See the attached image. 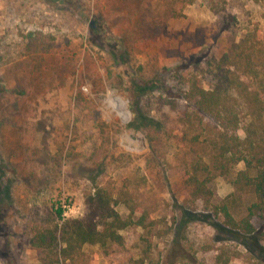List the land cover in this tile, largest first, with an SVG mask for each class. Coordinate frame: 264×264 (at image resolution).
I'll return each mask as SVG.
<instances>
[{"label":"rangeland","instance_id":"1","mask_svg":"<svg viewBox=\"0 0 264 264\" xmlns=\"http://www.w3.org/2000/svg\"><path fill=\"white\" fill-rule=\"evenodd\" d=\"M184 1L0 0V264H40L31 227L50 225L59 204L65 218L81 217L84 185L109 191L123 216L127 199L135 220L153 223L158 264H214L221 221L185 203L188 156L163 135L158 98L178 95L185 68L226 49L212 1L264 41V0ZM33 32L56 47L24 56ZM110 96L125 103V121ZM211 187L216 203L234 190L221 177ZM146 232H123L126 247L137 254ZM78 264L110 263L87 245Z\"/></svg>","mask_w":264,"mask_h":264},{"label":"trees","instance_id":"2","mask_svg":"<svg viewBox=\"0 0 264 264\" xmlns=\"http://www.w3.org/2000/svg\"><path fill=\"white\" fill-rule=\"evenodd\" d=\"M214 5L209 9L227 35V47L185 68L178 95L158 98L159 125L188 156L181 180L185 203L221 221L214 224L220 233L214 264H264V41L257 28L242 32L231 13ZM55 47L52 36L33 32L25 36L23 54L43 55ZM219 177L234 190L216 203L211 184ZM81 193V217L65 218V204H59L46 216L50 225L31 227L29 246L39 252L40 264H78L87 245L99 246L110 264H158L152 256L154 225L144 215L134 219L135 204L125 199L129 214L123 216L106 189L84 185ZM132 226L147 231L137 254L123 235Z\"/></svg>","mask_w":264,"mask_h":264},{"label":"bare ground","instance_id":"3","mask_svg":"<svg viewBox=\"0 0 264 264\" xmlns=\"http://www.w3.org/2000/svg\"><path fill=\"white\" fill-rule=\"evenodd\" d=\"M108 104H109V106H111L113 108V110H116L115 112H117V114L119 115V117L123 121L126 120L127 115H126V111H125V106H124V104H122L121 100H118L117 98L110 96L109 100H108Z\"/></svg>","mask_w":264,"mask_h":264},{"label":"built area","instance_id":"4","mask_svg":"<svg viewBox=\"0 0 264 264\" xmlns=\"http://www.w3.org/2000/svg\"><path fill=\"white\" fill-rule=\"evenodd\" d=\"M64 212L68 209V206H63Z\"/></svg>","mask_w":264,"mask_h":264},{"label":"water","instance_id":"5","mask_svg":"<svg viewBox=\"0 0 264 264\" xmlns=\"http://www.w3.org/2000/svg\"><path fill=\"white\" fill-rule=\"evenodd\" d=\"M118 100H120L119 98H117ZM122 104H124L125 105V103L122 101ZM126 117H128V112H126Z\"/></svg>","mask_w":264,"mask_h":264}]
</instances>
